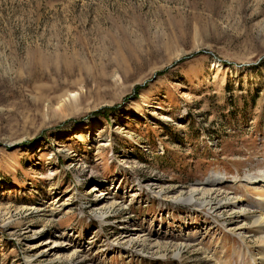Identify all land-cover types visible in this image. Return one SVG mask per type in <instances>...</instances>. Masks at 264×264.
Here are the masks:
<instances>
[{
  "label": "rangeland",
  "instance_id": "374dc122",
  "mask_svg": "<svg viewBox=\"0 0 264 264\" xmlns=\"http://www.w3.org/2000/svg\"><path fill=\"white\" fill-rule=\"evenodd\" d=\"M263 170L264 0H0V264H251Z\"/></svg>",
  "mask_w": 264,
  "mask_h": 264
},
{
  "label": "bare ground",
  "instance_id": "6f19581e",
  "mask_svg": "<svg viewBox=\"0 0 264 264\" xmlns=\"http://www.w3.org/2000/svg\"><path fill=\"white\" fill-rule=\"evenodd\" d=\"M222 177L219 176L216 173L210 174L208 178H206L204 181H197L195 182L189 189L183 190L180 189L176 193V197H174L175 202L182 203L186 205H192V206H206L207 208L211 210H220V209H226L227 205H236L238 202L236 197H232L231 194L227 191H223L221 188L222 183ZM247 180L249 181L250 185H260L261 193L258 194V201L264 203V170L260 171L258 175H249L247 176ZM162 192H165L162 191ZM159 192L157 193L160 195ZM57 199V198H56ZM53 200V202L56 201ZM96 202L95 205L99 208L100 211H103L104 213H100L98 215L99 219L105 220V215L107 214L106 210L111 209L115 207L117 204L112 202V199H110L109 196L97 194L95 198ZM51 202V204H53ZM214 202V203H213ZM213 204V207H212ZM252 208L255 206H251ZM97 216V215H96ZM251 227H254V232L252 235V239L254 242L258 245V253L256 255L250 253V250L248 248L247 243L245 242V234L248 233L245 231L244 225H235L233 228H230L234 234H237V238L241 241L242 246L244 247L246 255H248V258L250 259L251 264H264V211L262 213L251 215ZM247 224V223H246ZM237 232V233H236ZM123 236L121 239H126V243L128 244H149L151 243L148 238L143 237L142 235L138 234L136 237H132L129 234H126V232H123ZM59 245L66 247V244L57 243L55 242L52 246L53 249L57 248ZM155 248H159L161 245L158 243L151 244ZM149 245V246H151ZM243 252V251H242ZM75 250L71 252H67L65 254H54L53 258L57 261H68L70 258L75 255ZM179 252H177L176 255H178ZM244 253V252H243ZM31 259H28L27 264H29ZM206 261H208L206 259Z\"/></svg>",
  "mask_w": 264,
  "mask_h": 264
}]
</instances>
